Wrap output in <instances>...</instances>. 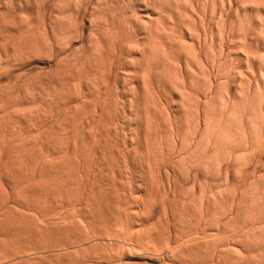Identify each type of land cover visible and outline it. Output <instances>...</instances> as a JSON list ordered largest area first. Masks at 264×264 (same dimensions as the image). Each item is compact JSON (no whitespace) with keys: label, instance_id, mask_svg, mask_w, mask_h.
<instances>
[{"label":"rangeland","instance_id":"rangeland-1","mask_svg":"<svg viewBox=\"0 0 264 264\" xmlns=\"http://www.w3.org/2000/svg\"><path fill=\"white\" fill-rule=\"evenodd\" d=\"M11 1H15L16 3L14 2L15 4H13L11 2V4L9 5L10 1H7L8 5L11 6L13 4L14 8L15 9L17 8L16 10L18 11L17 13H19V10L21 9L20 7L21 4H22L21 6H23L22 9L28 6L27 5L28 0H26V5H24L25 0H11ZM208 1L207 3H209V7L207 4H204L207 5L205 7H208V9L205 8L201 3L200 6L204 7V10L206 9L205 11V13H207L206 22L207 24H209L206 25V27L210 26L211 29H213L212 31L209 27L206 30H208L209 34H212V32H214L215 34L213 33L212 36L208 34L207 38L209 39L207 40L206 38L208 44L205 43L206 41L205 42L203 41L204 36L201 38L200 46L202 49L201 52L203 53L199 51L198 53L203 55L202 56L200 55L201 61L198 60L200 64L198 63V61L196 62L194 60L189 59L188 57L190 56L186 51H185L186 53L181 50H178V53L177 50L175 52L176 55L175 57H177V60L178 58H180V60L183 61L185 64L187 62L188 64L191 63L192 64L191 69L195 71L196 75H193L194 78V80H192L193 83L191 82L188 83V90H187V93H190V95L191 94L192 95L190 96L187 94L184 97L180 93V90H178V88L174 84L171 85L168 84L169 85V86L167 85L168 92L165 91L167 90L166 87L165 90L163 89L162 91L163 93H166L163 95L165 96L167 95V97H163V95L161 94L162 100H160V98L157 97L158 99L155 102L158 105V107L162 106L159 107V109L163 107L164 109L162 110L155 109L157 113L155 111V114L151 117L152 119H150V117L149 118L146 117V115H137V114L131 115L129 113L124 114L122 112L124 108H130V106H132V105L129 106V101L127 100L128 99L127 97H129V94L127 95L128 91L126 90L128 85L125 84V82H123L125 80L124 75H122L121 77L122 80H120L117 85L114 83L115 81H112L109 85L110 88L108 87L106 89L104 88L106 87L104 81H102L101 83V84L104 83L103 84L104 87L101 84L99 85L100 81L98 83V80L94 72H93L94 74H92L91 71L85 72L84 74L82 73L83 76L81 77H83L82 79L84 80L82 92L84 93H82L80 97L78 96V99H80V101L77 100L79 102H76V96L72 94L74 91L73 92L71 91L72 89L71 85L74 82L72 78H75V75H73L75 71L74 69L72 70V65L69 62L68 64L67 61H63L62 57H56L54 59L55 61L54 60L48 61L50 59L42 56L40 57L39 54L37 56L36 52L35 53L33 52L35 55H32L33 53L31 54L30 52L31 55L29 56L28 51L24 50L25 47H21L18 49L17 48L19 45L18 42L17 45L14 39L12 41L11 38H9L10 36L6 37L7 34L6 32L5 35L1 32L2 34H0L1 36L0 37V85H1L0 86V264H186L187 262H188L187 264H223V263L231 264V262L233 264H239V263L264 264L263 261L264 238L262 239V236L264 237V232H263L264 207H262L263 201H261L264 200L263 199L264 195H262L264 193V149H263L264 136H262L264 135L263 134L264 116L259 115L262 114L261 110H258V112L256 111L257 116H255L254 114L253 117H251L250 116L251 114L249 113L248 115H246L247 119H248L247 116L253 118V120L250 118L252 121L250 119L247 120L245 118L246 121L250 120L249 122L246 123L247 128H249L250 122H254L251 123L252 125H250L252 132L250 131L248 134L247 131H249L250 128L249 129L246 128V132H247L246 134L248 137L244 134L246 138H249L250 136L249 140L246 141L248 142V144L245 141H242L243 143L241 144V141L239 139L240 138L239 136L241 134L239 132L240 135H238L239 137L238 138L236 134L237 132H235V130L237 131L236 128L230 130L227 133V131L229 129H232V127L233 128L237 127L235 122H237L240 119V117L236 114L239 112L238 109L243 110L242 108H238L237 106L242 107V104L245 105V103H247L246 101H244V99L242 101V98L246 97L245 96L246 94L244 95V93L245 91L248 93L249 90H251V93L253 95V91L257 87V85L255 84L257 83L258 79H259L258 83L259 84L261 83V87L259 86V84L258 86L261 88L260 90L263 89L262 90L263 93L261 92L262 96L259 93L258 95L259 97L257 96V98L255 99L256 102L253 101V103L254 104L259 103L257 104L258 107L255 106L257 109L263 105L262 100H264L263 99L264 98V48L262 47L260 48L261 50L259 49L260 51L258 50L259 53L262 52L261 54H263V56H261V54L259 53L257 56L256 55L257 53L254 52L253 59L250 57V60L252 59L251 61H253L254 63L252 65V62L249 61V59L247 60L245 55L247 53L249 54V52L247 51L244 54L243 53L244 51L241 52L243 50L242 48L244 47L239 48V46H243L241 45L242 34L240 33L237 27V25H239V19L236 20L239 15H237L236 12L234 13V8L230 9L229 11L237 15V17L231 14L227 10L228 15L231 14V16L228 17V20L230 21L232 20L231 22L237 24V25L234 24L235 26L233 25L234 30L237 29L236 32L238 31L241 34V35L238 34V32L237 34L236 32H234V34L232 33L233 38L232 37L230 38V40H232L231 41L232 44L230 46V43H228L230 41L226 42V39L221 38L222 37L221 33H220L221 36L219 35L220 31L218 29V26L220 27V29L221 26L218 25V22L220 21L219 20L220 17L217 15H214L213 17L210 16L213 12L212 11L213 8H216L215 6L218 5L216 8L218 11L222 7V4L227 2H225L226 0H210L209 2ZM213 1L215 3H213ZM35 5L36 4L34 3L31 6H29L31 9V10L29 9V11L27 9L28 7L25 9L26 11L31 13V16L33 15L32 16L33 25L36 24L38 26L39 25L37 24L39 23L37 22L38 5L36 6ZM1 6L2 8H4L2 4ZM1 6L0 9H2ZM64 10H67L66 7L64 8ZM9 12L7 13V15L10 14ZM13 13L14 12H11L10 14L12 15V17L15 14ZM25 14H23L24 17L28 16V14L27 15ZM241 14L242 11L240 13V17H239L240 19L243 18L241 17L243 14L242 15ZM19 16L20 14L17 15V17ZM3 17L5 16L3 15ZM6 17L4 19H6ZM214 17L217 18L219 21L216 20ZM4 19H2L1 21L3 26H4L3 24ZM209 19L211 20L209 21ZM230 21L228 22L230 23ZM7 22L9 23V20L5 21L6 27L9 26ZM215 24H217L218 26ZM36 25L33 27L37 28ZM197 27L199 28V26ZM3 29L4 31H6L5 28ZM195 35L196 34L193 35V39L195 38L200 39L199 36L197 35L196 37H194ZM222 39L224 40V42ZM195 40H192V38L189 37L187 43L188 44L191 43L192 46L190 47H192L193 49L196 47V50H199L198 45L200 41L199 40L195 41ZM239 40L241 41V44ZM222 42L225 45L224 44L222 45ZM203 43H205V45ZM227 43L230 47L227 45ZM14 44L16 47L14 46ZM193 45L195 47H193ZM202 45L204 47H202ZM207 45L209 48L207 47ZM226 45L228 47H226ZM222 46L224 49L226 48V50H222L221 49ZM193 49H191L192 52ZM220 49L224 52V54ZM227 49L229 50L227 51ZM20 50H22V53H20L21 52ZM23 51L27 52V55ZM226 51L227 53L228 52L229 53L226 54ZM18 56H20L21 58ZM258 57L260 59L262 58L261 59L262 61ZM60 58L62 59L61 61ZM211 58L213 60H211ZM254 58L256 59L254 60ZM249 62L251 63L249 64ZM212 64H215V66L213 65L212 67L211 66ZM219 68L220 71L218 70ZM213 69L215 72L216 71H218L219 73L222 72L221 74H223L224 77L227 78L229 76V78L227 79L225 78L227 80V83H225V85L224 83L223 85H221L222 89H220L221 87L219 88L216 95L217 97H215L214 95L213 100L212 97L210 100V96H208L207 94L208 93L207 81L209 78L208 77L209 73L211 72L209 70H213ZM69 72L70 75H68ZM62 76L65 77L62 78ZM255 78L257 79V81ZM226 80L224 81L226 82ZM57 81L60 82L57 83ZM241 81L244 84L241 83ZM248 82H250V84ZM95 83L98 84L96 85ZM239 83L243 85L241 86V84ZM140 84L142 83L140 82ZM98 85L100 87H98ZM250 87L252 88L254 87L253 90ZM98 88L99 89L101 88L102 91H99ZM142 88L143 87H141L140 89L142 90L141 92L143 93L144 89ZM155 88L154 89L157 90L159 87L157 88L156 85ZM242 90H244L243 91L244 93L242 92ZM55 91L58 93H56ZM157 91H159V89ZM226 92L228 95H233V96L235 95L238 96L240 92L242 93L240 96H238L237 99L239 100L240 98V102L235 101V103H240L238 105L236 104L235 106L238 108V109L235 108V110L238 112L235 113V111L233 112L231 111L232 115H229L230 113L228 114L226 112L228 116L225 117L228 119V121L223 115H222L223 117L221 116L223 118L222 119L219 113V110L221 111L220 106L223 111L222 104L224 102L222 103L221 101V99H223L222 96L224 95L225 97L224 101L226 100L227 97H229L228 95H226ZM156 93L158 94V92L156 91L153 92V94ZM220 93L223 95H221ZM156 95H154V97ZM237 96L235 97V99L237 98ZM260 96L262 97V99ZM220 97L222 98L220 99ZM164 98H166L167 100H164ZM241 101L244 103H242ZM196 102L200 103V109H201L200 111L201 114L197 113V115L195 114L197 111L196 110L197 108H195L197 104ZM78 103H80V105H75ZM97 103H99L98 105L100 108L98 107ZM155 103L153 102V100L151 101V104L157 107ZM183 103H185L184 106ZM188 103L190 104V107ZM124 104L127 105L124 106ZM140 104H143V102L141 101L139 104L137 103L138 106H141ZM206 104L207 105L211 104V105L207 106ZM137 105H135L134 108H138ZM204 106L205 108L207 107V109H210L212 111L215 112L217 111L218 114L215 112L214 113L219 115L218 117L220 118H218L217 115L213 113L214 114L213 116L216 117L213 119L216 122V124L219 122V120L222 119L223 123L225 122L227 124V127H229L231 124L233 126H230L228 130L225 127L224 130L226 129V131H224L223 127L226 126V124L224 123L223 127L221 126L222 129L220 127V129H217L216 133H213L214 131L213 132L210 131L215 129L216 124L214 123L213 120L212 123L214 124V126H212L213 125L212 123L210 124L208 123L207 125H210L211 128L210 130L208 128L209 126L205 125L208 118L204 117L205 115L207 116V114L202 116L203 115L202 110L204 111ZM246 106L247 104L245 105V107ZM212 107L214 109L216 107L218 108L214 110L212 109ZM222 111L221 113H223ZM81 112L84 115H82ZM226 113L224 112V115H226ZM233 113H235L236 119L237 117H239L237 121L231 120L234 119L233 117L235 116ZM100 114L102 117L100 116ZM238 114L240 115V113ZM242 114L244 115V112L243 113L241 112V115ZM198 115H200V119H202V121L200 119L195 120V118L199 117ZM213 116H208V117L213 118ZM259 116L262 117L260 119H256ZM229 118L232 121L230 122V124H229L230 121ZM215 119H217V121ZM254 119L256 121H254ZM205 120L206 122H204ZM184 121L186 123H184ZM198 121L201 122L198 123ZM209 121L211 122V120ZM194 123L196 125H194ZM198 125H202V126L201 129L199 127L200 134L197 133L196 135L194 134L196 133L195 127H197ZM206 127L208 128V132ZM172 128L174 132L173 130H171ZM205 132L209 135V137ZM224 132L227 134V136L225 135ZM210 133L215 134L214 136L215 138L219 136L217 135V133H219L220 134L219 138H222L223 140L224 138H226L227 140L228 139L229 140L227 141L225 139L223 141L222 139L217 138L221 140L218 146L221 144L222 146L219 147L216 146L215 149L213 148V146L209 145L210 143L208 142L210 141L211 138H213L211 137ZM231 133L233 134L231 135ZM181 134L182 136H180ZM222 134H224V136ZM234 134L239 139L238 142H240V144L239 143L238 144L240 146L237 145L236 141L238 139H235L236 137H233ZM256 134H258L257 135L258 137L256 136ZM193 135L196 136V138L200 141L196 140V138L193 137ZM229 135L232 137L229 138L230 137ZM241 136L245 137L243 135ZM242 137L241 139H243ZM206 138H208V141ZM173 140L175 141L178 140L177 144H175L176 142H174ZM231 140L232 141L235 140L233 142V146ZM243 140H245V138ZM186 141L187 143L188 142L189 143L187 144ZM195 141H197L198 143L200 142L199 144L201 146H198V143L196 145ZM190 142H192L191 144L193 143L195 144L191 145ZM250 142L254 146H251ZM260 142L262 143V145L260 144ZM39 143L40 146L38 147ZM206 143L207 145L211 146L209 149ZM245 143L249 146H247ZM185 144L188 145L187 146L188 148H186ZM227 144L228 146H226ZM243 145H245L247 148L244 147ZM259 145L261 146V148H259L260 147ZM196 146H198L197 149ZM236 146L237 148H235ZM231 147L234 148L231 149ZM238 148L240 150H238ZM200 149L202 150V152L200 151ZM233 150H235V152ZM232 152L235 154H233ZM247 153L250 156L249 155L246 156L245 154ZM199 155L201 156L200 157L201 159L199 158ZM234 155L237 156L235 157ZM211 157L212 159H210ZM249 157L251 161L249 160ZM191 158H193L194 161ZM218 158L219 161H217ZM230 159L232 160V162ZM182 161H187V162L185 163ZM233 161L235 162V164ZM184 168L186 169L184 170ZM228 171L230 172L228 173ZM215 196L217 197V199ZM257 196L260 197L262 196V199ZM250 197L253 198V200L254 198L257 197L260 200L259 206H261L260 203L262 202V206H261L262 208L261 207L258 208V206H253V208H251L252 205H250V203L252 202V200ZM201 201L204 202L203 203L204 205L201 204L202 203ZM240 202L242 203L241 204L242 206L239 204ZM198 205L199 207H197ZM247 211L248 213H246ZM201 212L203 214L200 216ZM251 212L255 213L256 215L252 214ZM78 217L80 218V220ZM120 218L122 219V221ZM180 224L183 225L181 226ZM259 225H263V227ZM258 226L260 229H255V227L257 228ZM178 227L180 230L178 229ZM254 231H256V233H253ZM253 234H255L257 238L258 237L259 238L255 239L256 236H253ZM212 240L215 241L213 242ZM215 247H218L216 248L217 250L215 249ZM221 248L223 249L222 251ZM230 248L231 249L235 248V249H232L231 251ZM75 250L76 251L78 250L77 252H79V254ZM212 250L213 251L216 250L215 253H213ZM233 250H235L236 252ZM227 251L229 256L228 254H226ZM216 252H218L219 254H217ZM210 253L212 257L210 256ZM213 254L214 255L217 254L215 255L216 259L214 258ZM222 256L224 257V260H222L223 259ZM229 258H231L232 260ZM217 261L220 262L218 263Z\"/></svg>","mask_w":264,"mask_h":264},{"label":"bare ground","instance_id":"bare-ground-1","mask_svg":"<svg viewBox=\"0 0 264 264\" xmlns=\"http://www.w3.org/2000/svg\"><path fill=\"white\" fill-rule=\"evenodd\" d=\"M0 0V6L1 4L4 6V8H1L3 9H0V22L2 21V19H4L6 16V19H4V26L2 25V22L0 23V34H4L5 35V32L8 34H6V37H9L11 38V40L13 41V39L15 40L16 44L18 42V49L21 48V47H25L22 48L24 49L25 51H28L29 53V56L34 52L37 53V56L38 54L40 55V57H46L50 60L48 61H52L54 60L56 57H62L63 58V61H67V63L69 62L71 65H72V70L74 69V73L73 75H75V78H72L74 80L73 84L71 85L72 89L71 91L73 92L72 94L74 96H76V102H79L80 99H78V96L80 97L82 95V92L83 91V74L85 72H88V71H91L92 74L95 73L96 75V78L98 80V83L99 85L102 83V81H104V83L106 84V87L103 86V84H101L104 88H108L110 83L112 81H115L114 83L117 85L119 83L120 80H122V75L125 76V80L123 78V82H125V84L128 85V87L126 88V91L127 92V95L129 94V97H127L128 101H129V106L130 108H124L123 109V113L124 114H131V115H134V114H137V115H146V117H150V119H152L151 117L155 114V109H159V107H162V106H159L155 103L157 101V97L160 98V100H162V97H161V94H166V93H163V89L165 90V87L167 88V91L168 92V86L171 85V84H174L178 90H180V93L182 94V96L185 97V95H190V93H187V90H188V83L192 82V80H194L193 78V75H196L195 74V71L193 69H191L192 67V64H188V62L185 64L183 61L180 60V58H178L177 60V57H175V52L177 50V53H178V50H181L183 52H188V55L190 57H188L189 59L191 60H194V61H198L200 60V53L202 51L201 49V38L204 36V42L206 41V38L209 34L208 30H206L207 28H209L208 26L206 27V25H209L207 24V13H205L206 9L204 10V7L208 5L209 7V3H207L208 0H28L27 2V5L25 8L30 9L29 6H31L32 4H36L38 5L37 8H38V11H37V14H38V21L39 24L38 26L36 24L33 25V22H32V16H31V13H29L28 11H26V9H22L23 6L20 5L21 7V11L19 10V13H17L18 11L17 8L15 9L14 8V5L16 2L15 1H11V0ZM7 1H10L9 5L11 4V2L13 3L11 6L8 5V2ZM210 1V0H209ZM208 1V2H209ZM7 2V3H6ZM15 2V3H14ZM203 2V3H202ZM225 2L227 3H223L222 4V7L217 11V6H215L216 8H213V12L210 16H214V15H217L219 16V20L221 21V24H220V21L215 18L217 16H215L214 18L216 20H218V25L221 26V29L220 27L218 26V29H219V35L221 33L223 39H226V42L230 43V46H231V41L230 38L232 37V33L234 34V32H236V30H234V27L233 25L236 24V23H233L231 22L230 20H228V17L231 16V13L229 10L234 8V13L236 12L238 16V18L236 20L239 19V25H237L240 33L242 34V38H241V41H242V44H241V41H240V44L243 45V46H239L240 47H244L242 48L241 52H243L245 54V52H249V54H245L246 55V58L247 60L249 59V61H251L254 57V52L257 53L256 55L258 56V53L259 51L261 50L260 48H264V0H226ZM200 3L204 6V7H201L200 6ZM213 3H215L213 1ZM212 3V5H213ZM204 4H207V5H204ZM26 5V0H25V4ZM35 5V6H36ZM216 5V4H215ZM17 6V5H16ZM34 6V7H35ZM33 7V6H32ZM31 7V8H32ZM66 7L67 10H64V8ZM208 7H205L208 9ZM213 7V6H212ZM11 10H9V9ZM7 9V10H6ZM15 9V10H14ZM33 9V8H32ZM215 9V10H214ZM6 10V12H5ZM31 10V9H30ZM231 13L230 15H228V11ZM3 13H2V12ZM10 11V12H9ZM16 11V12H15ZM36 11V10H35ZM67 11V12H65ZM209 11V10H208ZM242 11V15L241 17H243L242 19H240V13ZM10 13L11 12H14V16L12 17V15L8 14L7 13ZM28 12V13H27ZM233 12V10H232ZM2 13V14H1ZM27 13L28 16H25L23 14ZM20 14V18L17 17V15ZM22 14V15H21ZM25 14V15H27ZM3 15L5 17H3ZM235 15V14H233ZM232 15V16H233ZM237 15H235L237 17ZM19 18V19H18ZM211 18V17H210ZM36 19V18H35ZM231 19V18H230ZM9 20V23L7 22V24L9 26H5V21ZM211 19H209L210 21ZM35 21V20H33ZM214 21V20H213ZM230 21V23L228 22ZM238 22V21H237ZM35 23V22H34ZM37 26V28L33 27V26ZM199 26V28L197 27ZM235 26V25H234ZM206 27V28H205ZM6 29V31H4V29ZM200 29V30H199ZM211 29V27H210ZM216 29V28H215ZM214 29V30H215ZM213 31V29H211ZM217 30V29H216ZM211 31V32H212ZM2 32V33H1ZM210 32V33H211ZM238 32V31H237ZM236 32V34H237ZM214 32H212V34H209V35H213ZM238 32V34H240ZM196 34L197 36H199L200 39H197L195 38L196 40H199V50H196V47L193 45V47H195L194 49L190 46L191 43H187L188 42V39L189 37L192 38V40H195L193 39V35ZM215 34V33H214ZM240 34V35H241ZM196 35L194 37H196ZM220 35V36H221ZM1 37V36H0ZM225 37V38H224ZM241 37V36H240ZM233 38V37H232ZM237 38V37H236ZM209 38H207L208 40ZM212 39V38H211ZM222 39V40H223ZM9 40V39H8ZM17 40V41H16ZM195 40V41H196ZM194 41V42H195ZM193 42V43H194ZM210 42V41H209ZM224 42V40H223ZM222 42V45L224 44ZM235 42V41H234ZM11 43V42H10ZM14 43V42H13ZM206 44L207 41L205 42ZM205 43H203L205 45ZM227 43V45H228ZM239 43V42H238ZM195 44V43H194ZM213 44V42H212ZM196 45V44H195ZM221 45V44H220ZM225 45V44H224ZM226 45V47H228ZM15 46V44H14ZM20 46V47H19ZM210 46H213V45H210ZM229 46V47H230ZM16 47V46H15ZM202 47H204L202 45ZM208 47V45H207ZM225 47V46H224ZM209 48V47H208ZM218 48V47H217ZM27 49V50H26ZM193 49V52L192 50ZM206 49V48H205ZM212 49V48H211ZM222 50H226V48L224 49L223 46L221 47ZM220 49V50H221ZM245 49V50H244ZM260 49V50H259ZM221 50V51H222ZM229 49H227L228 51ZM259 50V51H258ZM17 51V49H16ZM22 53V50H20ZM23 51L26 55H27V52ZM226 51V54H228ZM231 51V49H230ZM233 51V50H232ZM7 52V51H6ZM5 52V53H6ZM31 52V54H30ZM185 52V53H186ZM223 52V51H222ZM18 53V52H17ZM23 53V54H24ZM32 54V55H35V54ZM203 53V52H201ZM262 53V52H261ZM259 53V54H261ZM8 54V53H7ZM24 54V55H25ZM224 54V52H223ZM235 54V53H234ZM243 54V55H244ZM13 55V54H12ZM20 55V54H19ZM23 55V56H24ZM25 55V56H26ZM180 55V54H178ZM177 55V56H178ZM203 55V54H202ZM201 55V56H202ZM206 55V54H205ZM7 56V55H6ZM22 56V58H23ZM222 56V55H221ZM256 56V58H257ZM261 56H263V54H261ZM20 57V56H18ZM175 57V58H174ZM249 57V58H248ZM250 57L252 58L250 60ZM21 58V57H20ZM25 58V57H24ZM187 58V60H188ZM213 58V57H212ZM211 58V60H213ZM215 58V57H214ZM254 58V60L256 59ZM259 58V57H258ZM41 59V58H40ZM185 59V58H184ZM223 59V58H222ZM239 59V58H237ZM260 59V58H259ZM262 59V58H261ZM260 59V60H261ZM62 59L60 58V61ZM185 60V61H187ZM190 60V61H191ZM227 60V59H226ZM16 61V60H15ZM24 61V60H23ZM26 61V60H25ZM55 61V60H54ZM58 61V60H57ZM193 61V63H194ZM201 61V60H200ZM239 61V60H238ZM258 61V59H257ZM262 61V60H261ZM210 62V61H209ZM252 62V65L254 64L253 61ZM249 62V64L251 63ZM260 62V61H259ZM65 63V62H64ZM68 63V64H69ZM199 63V61H198ZM213 63V62H211ZM227 63V62H226ZM261 63V62H260ZM61 64V63H60ZM59 64V66H60ZM67 64V65H68ZM196 64V63H195ZM200 64V63H199ZM202 64V63H201ZM204 64V63H203ZM216 64V62H215ZM215 64H212L211 66L213 67V65L215 66ZM233 64V63H232ZM235 64V63H234ZM263 64V63H262ZM69 65V66H71ZM191 65V66H190ZM210 65V64H209ZM251 65V66H252ZM258 65V63H257ZM58 66V65H57ZM58 66V67H59ZM203 66V65H202ZM201 66V67H202ZM206 66V65H205ZM205 66H204V69H205ZM263 66V65H262ZM35 67V66H34ZM64 67V66H63ZM199 67V66H198ZM71 68V67H69ZM232 68V67H231ZM252 68V67H251ZM259 68V67H258ZM262 68V67H260ZM209 69V68H208ZM211 69V68H210ZM254 69V68H253ZM44 70V69H43ZM51 70V69H50ZM56 70V69H55ZM54 70V71H55ZM67 70V69H66ZM71 70V72H72ZM220 71V68L218 69ZM231 70V69H229ZM58 71V70H57ZM127 71V72H125ZM211 71L209 73V76L208 75H205V76H208V90H207V87H206V90H207V94L208 96H210V100H211V97H212V100H213V97L215 95V97H217V92L219 90V88L221 87V85H225V83H227V78H229V76L226 78L223 76V74L219 73L218 71H214L213 70H209ZM224 71V70H223ZM251 71V70H250ZM261 71V70H260ZM94 72V73H93ZM125 72V73H124ZM200 72V71H199ZM242 72V71H241ZM56 73V72H55ZM83 73V74H82ZM230 73V72H229ZM239 73V72H238ZM49 74V73H48ZM62 74V73H61ZM208 74V72H207ZM261 74V73H260ZM21 75V74H20ZM46 75V74H45ZM67 75V74H66ZM68 75H70V72L68 73ZM72 75V76H73ZM94 75V76H95ZM240 75V74H239ZM243 75V74H242ZM255 75V74H254ZM27 76V75H26ZM40 76V74H39ZM59 76V75H58ZM226 76V74H225ZM238 76V75H237ZM37 77V76H36ZM65 77V76H62V78ZM103 77V78H102ZM113 77H114V80H113ZM195 77V76H194ZM30 78V77H29ZM39 78V77H38ZM37 78V79H38ZM56 78V77H54ZM59 78V77H58ZM57 78V79H58ZM85 78V77H84ZM88 78V77H87ZM102 78V79H101ZM198 78V76H197ZM226 78V79H225ZM236 78V77H235ZM94 79V77H93ZM92 79V80H93ZM200 79V78H199ZM231 79V78H230ZM249 79V78H247ZM256 79V78H255ZM39 80V79H38ZM42 80V79H41ZM40 80V81H41ZM47 80V79H46ZM55 80V79H54ZM63 80V79H62ZM226 80V82L224 81ZM244 80V79H243ZM39 81V82H40ZM53 81V80H52ZM61 81V80H60ZM60 81H57L60 82ZM70 81V80H69ZM205 81V80H204ZM231 81V80H230ZM251 81V80H250ZM257 81V79H256ZM259 81V79H258ZM257 81V83L255 85H257L256 89L253 91V95L251 93V90H249V92L247 93L245 91V93L243 92L244 90H242V92L244 93V95L246 96L245 98L243 97L242 98V101L244 99V101H246L247 103H245V105L247 104V106L245 107L244 104H242V107H239L237 106L238 108H242L243 110L241 109H238L236 106V104H240V103H235V101H239L240 102V98L239 100L238 99V96H240L242 93L240 92V94L237 96H233V95H228L227 92H226V95H228L229 97L226 98V100L224 101V95L223 99H221L222 97H220L221 101H222V105H223V111H222V108L220 106V109L223 113H221V111L219 110V113H220V117L223 115L224 117L225 116H228L229 115H232V112L235 111V113H240L241 115V112L243 113L244 112V115L242 114L241 116L237 113L236 115H238L240 117H237V119L235 118L236 115L235 113H233L235 116L233 117L234 119H231V120H238L236 123V126L237 127H232V129H229L228 128L230 126H233L232 124L227 127V124L226 126L223 127V121L222 119L219 120V122L216 124V122L213 120L214 118H216L215 116H213L215 113H217V111H212L210 109H207V107L205 108L204 106V111L202 110L203 112V115L204 116L205 114H207V116L205 115L204 117H207L208 120L206 122V120L204 122L206 126H209V130L211 129L210 128V125H207L208 123H212V120L214 121V123L216 124L215 125V129L213 130H210V131H214L213 133H216L217 132V129H220V127L222 126L223 127V130L224 128L226 127L227 128V133L230 131V130H233V129H237V131L235 130V132H237V137L238 135H243V136H247V132L249 134V132L251 131V127L250 125H252L251 123H254V122H250L249 124V128L250 130L246 132V123L249 122L251 119L253 120V115L255 114V116H257V112L258 110H261V113L262 114H259V115H262L264 116V100L263 101V105L261 107H259L258 109L255 107L257 106V104H254L253 101H255V99L257 98V96L259 95V93L261 94L262 90H260L261 88V83L259 84ZM27 82V81H26ZM44 82V81H43ZM56 82V81H55ZM86 82V81H85ZM95 82V81H93ZM140 82L142 84H140ZM229 82V81H228ZM41 83V82H40ZM48 83V82H47ZM91 83V82H90ZM98 83H95L96 85ZM241 83H243L241 81ZM239 83V84H241ZM250 84V82H248ZM39 84V83H38ZM46 84V83H45ZM66 84V83H65ZM92 84V83H91ZM169 84V85H168ZM199 84V83H198ZM236 84V83H235ZM244 84V83H243ZM241 84V86L243 85ZM252 84V83H251ZM259 84V86H258ZM48 85V84H47ZM55 85V84H54ZM59 85V84H58ZM98 85V87H100ZM157 85V88L159 89V91L155 90V86ZM168 85V86H167ZM191 85V84H190ZM200 85V84H199ZM1 86V85H0ZM25 86V85H24ZM33 86V85H32ZM38 86V85H37ZM114 86V85H113ZM193 86V85H192ZM195 86V85H194ZM248 86V85H247ZM251 86V85H250ZM254 86V85H253ZM45 87V86H44ZM43 87V88H44ZM48 87V86H47ZM54 87V86H53ZM92 87V86H91ZM141 87H143L142 89H144V92L142 93L141 91ZM174 87V88H176ZM240 87V86H239ZM255 87V86H254ZM253 87V88H254ZM7 88V87H6ZM52 88V87H51ZM57 88V87H56ZM110 88V87H109ZM155 88V89H154ZM233 88V87H232ZM243 88V87H242ZM245 88H248V87H245ZM252 88V87H250ZM252 88V90H253ZM28 89V88H27ZM37 89V88H36ZM45 89V88H44ZM60 89V88H59ZM63 89V88H62ZM95 89V88H94ZM222 89V87L220 88ZM240 89V88H239ZM51 90V89H50ZM57 90V89H56ZM99 91H102L101 88L99 89ZM154 90V91H153ZM205 90V89H204ZM232 90V89H231ZM247 90V89H246ZM43 91V90H42ZM53 91V90H52ZM59 91V90H58ZM70 91V92H71ZM87 91V90H86ZM97 91V90H96ZM98 91V93H99ZM108 91V90H106ZM158 92V94H153V92ZM56 92V91H55ZM221 92V91H220ZM229 92V91H228ZM231 92V91H230ZM235 92V91H234ZM238 92V90H237ZM28 93V91H27ZM58 93V92H56ZM62 93V92H61ZM60 93V94H61ZM94 93V92H93ZM142 93V94H141ZM160 93V94H159ZM233 93V92H232ZM251 93V94H250ZM263 93V92H262ZM46 94V93H45ZM70 94V93H69ZM111 94V93H110ZM197 94V93H196ZM206 94V93H205ZM225 94V93H224ZM10 95V94H9ZM47 95V94H46ZM56 95V94H55ZM64 95V94H63ZM84 95V94H83ZM142 95V96H141ZM154 95H156L154 97ZM192 95V94H191ZM190 95V96H191ZM203 95V94H202ZM225 95V96H226ZM27 96V95H25ZM33 96V95H32ZM69 96V95H68ZM71 96V95H70ZM91 96V95H90ZM95 96V95H94ZM181 96V97H182ZM206 96V95H205ZM237 96V98L235 99V97ZM262 96V94H261ZM260 96V97H261ZM9 97V96H8ZM22 97V96H21ZM48 97V96H47ZM125 97V98H126ZM142 97V98H141ZM163 97H167V95H163ZM180 97V98H181ZM204 97V96H203ZM259 97V96H258ZM29 98V97H28ZM37 98V97H36ZM53 98H54V95H53ZM56 98V97H55ZM74 98V97H73ZM88 98V97H87ZM200 98V97H199ZM208 98V97H207ZM7 99V98H5ZM49 99V98H48ZM51 99V98H50ZM82 99V98H81ZM142 99V100H141ZM156 99V100H155ZM183 99V98H182ZM185 99V98H184ZM219 99V98H218ZM259 99V98H258ZM262 99V97H261ZM264 99V98H263ZM11 100V99H10ZM66 100V99H65ZM79 100V101H77ZM100 100V99H99ZM98 100V101H99ZM114 100V99H113ZM143 102V104H140L141 106H138L137 103L139 104L141 101ZM144 100V101H143ZM153 100V102L157 105V107L153 104H151V101ZM164 100H167L166 98H164ZM201 100V99H200ZM216 100V99H215ZM82 101V100H81ZM85 101V100H84ZM94 101V100H93ZM97 101V102H98ZM127 101V102H128ZM219 101V100H218ZM241 101V102H242ZM261 101V100H260ZM50 102V101H49ZM66 102V101H65ZM69 102V101H68ZM92 102V101H91ZM184 102V101H183ZM205 102V101H204ZM203 102V103H204ZM208 102V101H207ZM216 102V101H215ZM256 102V101H255ZM83 103V102H82ZM159 103V102H158ZM196 107L197 108L196 110V115L197 113L198 114H201L200 111V103L196 102ZM221 103V102H220ZM244 103V102H242ZM50 104V103H49ZM99 103H97L98 105ZM102 104V103H101ZM162 104V102H161ZM185 103H183V106H184ZM186 104H187V101H186ZM189 104V103H188ZM199 104V105H198ZM4 105V104H3ZM11 105V104H10ZM21 105V104H20ZM25 105V104H24ZM34 105V104H33ZM75 105H80V103L78 104H75ZM88 105V103H87ZM94 105V104H93ZM127 105V104H124V106ZM137 105L138 108H134V106ZM207 105V104H206ZM211 105V104H210ZM210 105H207V106H210ZM220 105V104H219ZM244 105V107H243ZM84 106V105H83ZM96 106V105H95ZM94 106V107H95ZM101 106V105H100ZM117 106V105H116ZM156 108H155V107ZM164 106V105H163ZM241 106V105H240ZM260 106V105H259ZM34 107V106H33ZM80 107V106H78ZM93 107V106H92ZM99 107V105H98ZM133 107V108H132ZM189 107H190V104H189ZM215 107V106H214ZM258 107V106H257ZM19 108V107H18ZM38 108V106H37ZM74 108V107H73ZM91 108V107H90ZM100 108V107H99ZM120 108V107H119ZM118 108V110H119ZM218 108V107H216ZM215 108V109H216ZM238 109V111L235 110ZM246 108V109H244ZM262 108V109H261ZM21 109V108H20ZM33 109V108H32ZM89 109V108H88ZM161 110L164 109L163 108H160ZM159 109V110H160ZM212 109H214L212 107ZM214 109V110H215ZM257 109V110H256ZM5 110V109H4ZM8 110V109H7ZM19 110V109H18ZM78 110V109H77ZM76 110V111H77ZM84 110V109H83ZM86 110V109H85ZM210 110V111H209ZM241 110V111H240ZM11 111V110H10ZM51 111V110H50ZM88 111V110H87ZM164 111V110H163ZM192 111V110H191ZM212 111V112H211ZM232 111V112H231ZM257 111V112H256ZM13 112V111H12ZM19 112V111H18ZM57 112V111H56ZM70 112V111H69ZM89 112V111H88ZM166 112V111H165ZM204 112H207V113H204ZM215 112V113H214ZM224 112L226 113V115H224ZM260 112V111H259ZM8 113V112H7ZM15 113V112H14ZM27 113V112H26ZM30 113V112H29ZM28 113V114H29ZM101 113V112H100ZM157 113V111H156ZM214 113V114H213ZM246 113V114H245ZM251 114L248 117V119H250L249 121H246L245 118H246V115ZM52 114V113H51ZM75 114V113H74ZM80 114V113H79ZM82 114V112H81ZM166 114V113H165ZM174 114V113H173ZM218 114V113H217ZM215 114V115H217ZM4 115V114H3ZM16 115V114H15ZM23 115V114H22ZM48 115V114H47ZM73 115V114H72ZM76 115V114H75ZM84 115V114H82ZM112 115V114H111ZM193 115V114H192ZM26 116V115H25ZM96 116V115H95ZM101 116V114H100ZM199 117L198 118H195V120L197 119H200V115H198ZM208 116H213V118H209ZM219 115H217L218 117ZM262 116H259L257 117L256 119H260ZM6 117H7V114H6ZM9 117V116H8ZM20 117V116H19ZM53 117V116H52ZM86 117V116H85ZM84 117V118H85ZM102 117V116H101ZM142 117V116H141ZM160 117V116H159ZM218 117V118H220ZM232 117V116H230ZM36 118V117H35ZM48 118V117H47ZM46 118V119H47ZM145 118V117H144ZM217 118V119H218ZM226 118V117H225ZM224 118V119H225ZM264 118V117H263ZM72 119V118H71ZM107 119V118H106ZM217 119H215L217 121ZM247 119V118H246ZM247 119V120H248ZM12 120V119H11ZM74 120V119H73ZM95 120V119H94ZM162 120V119H161ZM202 121V119H200ZM211 120V122L209 121ZM226 120L228 121V119L226 118ZM230 120V118H229ZM229 121V124L230 122L232 121ZM251 120V121H252ZM262 120V119H261ZM264 120V119H263ZM14 121V120H13ZM149 121V120H148ZM176 121V120H175ZM200 121V122H201ZM209 121V122H208ZM226 121V122H227ZM246 121V122H245ZM254 121H256L254 119ZM84 122V121H83ZM171 122V121H170ZM198 121V123H200ZM222 122V123H221ZM258 122V120H257ZM11 123V122H10ZM44 123V122H43ZM55 123V122H54ZM67 123V122H66ZM169 123V122H168ZM167 123V124H168ZM175 123V122H174ZM184 123H186L184 121ZM197 123V124H198ZM228 123V122H227ZM256 123V122H255ZM50 124V123H49ZM166 124V125H167ZM171 124V123H170ZM213 124V123H212ZM238 124V125H237ZM259 124V123H258ZM257 124V125H258ZM263 124H264V121H263ZM68 125V124H67ZM105 125V124H104ZM103 125V126H104ZM172 125V124H171ZM185 125V124H184ZM194 125H196L194 123ZM218 125V126H217ZM220 125V126H219ZM32 126V125H31ZM58 126V125H57ZM60 126V125H59ZM73 126V125H72ZM114 126V125H113ZM161 126V125H160ZM186 126V125H185ZM193 126V125H192ZM191 126V128H192ZM201 126L202 125H198L196 128V134L200 132V129H201ZM214 126V124L212 125ZM211 126V127H212ZM217 126V127H216ZM264 126V125H263ZM26 127V126H25ZM53 127V126H52ZM173 127V126H172ZM200 127V129H199ZM221 127V129H222ZM259 127V126H258ZM262 127V126H261ZM28 128V127H27ZM89 128V127H88ZM106 128V127H105ZM207 128V127H206ZM208 128H207V132H208ZM247 128V129H249ZM254 128V127H252ZM29 129V128H28ZM199 129V130H198ZM205 129V128H204ZM203 129V130H204ZM257 129V128H256ZM18 130V129H17ZM34 130V129H33ZM173 130V128L171 129ZM222 130V131H223ZM260 130V128H259ZM89 131V130H88ZM97 131V130H96ZM102 131V130H101ZM195 131V130H194ZM206 131V130H205ZM226 131V129L224 130ZM263 131V130H262ZM50 132V131H49ZM52 132V131H51ZM172 132V131H170ZM174 132V130H173ZM211 132V133H212ZM219 132V131H218ZM232 132V131H231ZM240 132V134H239ZM252 132V131H251ZM45 133V132H44ZM97 133V132H96ZM204 133V132H202ZM206 133V132H205ZM211 138L210 141H208V138L207 141L210 143H207L211 146H213V148L216 149V146L219 147V146H222L218 144L220 143L221 140L219 139H222V138H219L220 136V132L217 133V135H219L218 137H214L215 134H211ZM225 133V132H224ZM256 133V132H255ZM254 133V134H255ZM43 134V133H42ZM175 134V133H174ZM179 134V133H178ZM200 134V133H199ZM207 134V133H206ZM230 134V133H229ZM233 133H231L232 135ZM245 134V135H244ZM264 134V132H263ZM91 135V134H90ZM163 135V134H162ZM185 135V134H184ZM191 135V134H190ZM208 135V134H207ZM224 136V134H222ZM225 135L227 136V134L225 133ZM235 135V134H234ZM233 137H236V135ZM239 136L238 138L240 139L241 141V144L243 143L242 141H248L249 138H246L245 137H242V136ZM258 134H256L257 136ZM174 136V135H173ZM179 136V135H178ZM182 136V134L180 135ZM189 136V135H188ZM230 136V135H229ZM264 136V135H262ZM46 137V136H44ZM50 137V136H49ZM186 137V136H185ZM193 137L196 138V136L193 135ZM207 137V136H205ZM209 137V135H208ZM222 137V136H221ZM232 136H230L229 138H231ZM235 138V139H238V138ZM241 137L243 139H241ZM248 137V136H247ZM258 137V136H257ZM261 137V135H260ZM219 138V139H217ZM264 138V137H263ZM130 139V138H129ZM178 139V138H177ZM185 139V138H183ZM194 139V138H193ZM226 138H224L225 140ZM233 139V138H232ZM239 139L236 141L237 142V145L240 144ZM252 139V138H251ZM187 140V139H186ZM196 140H198L196 138ZM203 140V139H202ZM205 140V139H204ZM223 140V139H222ZM223 140V141H224ZM227 140V139H226ZM229 140V139H228ZM227 140V141H228ZM257 140V139H256ZM39 141V140H38ZM51 141V140H50ZM162 141V140H161ZM174 142H176L175 144H177V141L178 140H173ZM180 141V139H179ZM183 141V140H182ZM200 141V140H198ZM219 141V142H218ZM232 141V140H231ZM235 140L232 141V146H233V142ZM252 141V140H251ZM262 141V140H261ZM264 141V139H263ZM262 141V142H263ZM185 142V141H184ZM194 142V141H193ZM205 142V141H204ZM235 142V143H236ZM84 143V142H83ZM187 143V141H186ZM189 143V142H188ZM187 143V144H188ZM192 142H190L191 144ZM196 145H197V141H195ZM193 143V144H195ZM200 143V142H199ZM198 143V146H201L200 144ZM206 143V145H207ZM228 143V142H227ZM239 143V144H238ZM248 144V142H246ZM245 143V144H246ZM255 143V142H254ZM253 143V144H254ZM37 144V143H36ZM179 144V143H178ZM181 144V143H180ZM191 144V145H193ZM225 144V143H224ZM231 144V143H229ZM246 144V145H247ZM251 144V142H250ZM260 144L262 145V143L260 142ZM35 145V144H34ZM186 145V144H185ZM207 145L208 149L211 147ZM235 145V144H234ZM264 145V144H263ZM40 146V143L38 145V147ZM182 146V145H181ZM188 145H186V148ZM195 146V145H194ZM193 146V148H194ZM196 146V149L197 147ZM228 146V144L226 145ZM230 146V145H229ZM240 146V145H239ZM238 146V147H239ZM244 147H246L245 145H243ZM249 146V145H247ZM251 146H254L251 144ZM257 146V145H256ZM260 146V145H259ZM185 147V146H184ZM225 147V146H224ZM166 148V147H165ZM172 148V147H170ZM178 148V147H177ZM185 148V149H186ZM192 148V149H193ZM200 148V147H199ZM205 148V146H204ZM226 148V147H225ZM234 147H231V149H233ZM237 148V146L235 147ZM241 148V147H240ZM247 148V147H246ZM245 148V149H246ZM252 148V147H251ZM250 148V149H251ZM257 148V147H255ZM254 148V149H255ZM261 148V146L259 147ZM20 149V148H19ZM40 149V148H39ZM181 149V148H180ZM264 149V148H263ZM33 150V149H32ZM187 150V149H186ZM211 150H214V149H211ZM227 150V149H226ZM238 150H240L238 148ZM252 150V149H251ZM250 150V151H251ZM257 150V149H256ZM262 150V149H261ZM39 151V150H38ZM41 151V150H40ZM195 151V150H194ZM199 151V150H197ZM200 151L202 152V150L200 149ZM204 151V150H203ZM208 151V150H207ZM218 151V150H217ZM221 151V150H220ZM232 151V150H231ZM235 152V150H233ZM244 151V150H243ZM242 151V152H243ZM249 151V152H250ZM254 151V150H253ZM26 152V151H25ZM35 152V151H34ZM164 152V151H163ZM167 152V151H166ZM212 152V151H211ZM214 152V151H213ZM229 152V150H228ZM237 152V151H236ZM28 153V152H27ZM95 153V152H94ZM162 153V152H161ZM193 153V152H192ZM199 153V152H198ZM233 153V152H232ZM231 153V154H232ZM11 154V153H10ZM13 154V153H12ZM24 154V153H23ZM32 154V153H31ZM205 154V153H204ZM209 154V153H208ZM217 154V153H216ZM230 154V156H231ZM235 154V153H233ZM237 154V153H236ZM257 154V153H256ZM259 154V153H258ZM14 155V154H13ZM28 155V154H27ZM172 155V154H171ZM178 155V154H177ZM190 155V154H189ZM202 155V154H201ZM206 155V154H205ZM242 155V154H241ZM246 156L249 155L248 153L245 154ZM38 156V155H37ZM168 156V155H167ZM214 156V155H213ZM229 156V155H228ZM233 156V155H232ZM235 156V155H234ZM237 156V155H236ZM235 156V157H236ZM250 156V155H249ZM15 157V156H14ZM34 157V156H33ZM76 157V156H75ZM188 157V155H187ZM198 157V156H197ZM201 156L199 155V158ZM224 157V156H223ZM181 158V157H180ZM18 159V158H17ZM31 159V158H30ZM167 159V158H166ZM186 159V157H185ZM187 159H190V158H187ZM193 160V158H191ZM197 159V158H196ZM195 159V160H196ZM201 159V158H200ZM208 159V158H207ZM212 159V157L210 158ZM215 159V158H214ZM224 159V158H223ZM13 160V159H12ZM231 160V159H230ZM229 160V161H230ZM244 160V158H243ZM248 160V159H247ZM249 160H250V157H249ZM52 161V160H51ZM190 161V160H189ZM194 161V160H193ZM209 161V160H208ZM219 161V158L218 160ZM228 161V160H226ZM238 161V160H237ZM236 161V162H237ZM251 161V160H250ZM259 161V160H257ZM17 162V161H16ZM162 162V161H161ZM178 162V161H177ZM182 162H187V161H182ZM198 162V161H197ZM202 162V161H201ZM207 162V161H206ZM211 162V160H210ZM214 162V161H212ZM222 162V161H221ZM232 162V160H231ZM234 162V161H233ZM239 162V161H238ZM23 163V162H22ZM190 163V162H189ZM195 163V162H194ZM193 163V164H194ZM230 163V162H229ZM251 163V162H250ZM178 164V163H177ZM203 164V163H201ZM219 164V163H218ZM235 164V162H234ZM248 164V163H247ZM256 164V163H255ZM78 165V164H77ZM88 165V164H87ZM187 165V164H185ZM190 165V164H189ZM206 165V164H205ZM209 165V164H208ZM222 165V164H221ZM182 166V165H180ZM191 166V165H190ZM218 166V165H216ZM186 167V166H184ZM188 167V166H187ZM90 168V167H89ZM194 168V167H193ZM219 168V167H218ZM59 169V168H58ZM180 169V167H179ZM186 168H184L185 170ZM183 170V171H184ZM227 170V169H226ZM234 170V169H233ZM63 171V170H62ZM76 171V170H75ZM217 172V171H216ZM222 172V171H221ZM230 171H228L229 173ZM185 173V172H184ZM188 173V172H187ZM226 174H227V171H226ZM90 175V174H89ZM47 178V177H46ZM90 178V177H89ZM56 179V178H55ZM57 180V179H56ZM226 180V179H225ZM51 181V180H50ZM61 181V180H60ZM87 181V180H86ZM44 182V181H43ZM59 182V181H58ZM73 182V181H72ZM61 183V182H60ZM77 183V182H76ZM48 184V183H47ZM73 184V183H72ZM57 185V183H56ZM60 185V184H59ZM58 185V186H59ZM47 187V186H46ZM56 187V186H55ZM75 187V186H74ZM80 187V186H79ZM63 188V187H62ZM43 189V188H42ZM73 189V188H72ZM83 191V190H82ZM91 191V190H90ZM66 192V191H65ZM258 192V191H257ZM260 192V191H259ZM247 193V192H246ZM57 194V193H56ZM81 194V193H80ZM235 194V193H234ZM41 195V194H40ZM65 195V194H64ZM253 195V194H252ZM256 195V194H255ZM261 195V194H260ZM264 195V193L262 194ZM80 196V195H79ZM84 196V195H83ZM94 196V195H93ZM235 196V195H234ZM243 196V195H242ZM66 197V196H65ZM81 197V196H80ZM133 197V196H132ZM216 197V196H215ZM249 197V196H248ZM253 197V196H252ZM255 197V196H254ZM257 197H260V196H257ZM251 198L252 202L250 203V205H252L251 208H253V206H258V208H260L262 206V202L260 203L261 206H259V199L258 198ZM43 198V197H42ZM71 198V197H70ZM195 198V197H194ZM211 198V197H210ZM232 198V197H231ZM246 198V197H245ZM262 199V196L260 197ZM63 199V198H62ZM92 199V198H91ZM199 199V198H198ZM208 199V197H207ZM214 199V198H213ZM217 199V197H216ZM215 199V200H216ZM257 199V200H256ZM264 199V198H263ZM85 200V199H84ZM196 200V199H195ZM234 200V199H233ZM232 200V202H233ZM247 200V199H246ZM62 201V200H61ZM65 201V200H64ZM83 201V200H82ZM105 201V200H104ZM172 201V200H171ZM191 201V200H190ZM203 201V200H202ZM201 201V202H202ZM206 201V200H205ZM209 201V200H208ZM263 201V206L264 207V200H261ZM135 202V201H134ZM199 202V201H198ZM200 202V203H201ZM213 202V201H212ZM243 202V201H242ZM120 203V202H119ZM132 203V202H131ZM194 203V202H193ZM204 202H202L201 204H203ZM208 203V202H207ZM210 203V202H209ZM86 204V203H85ZM98 204V203H97ZM197 204V203H196ZM216 204V203H215ZM236 204V203H235ZM240 205L242 204L241 202L239 203ZM79 205V204H78ZM204 205V204H203ZM206 205V204H205ZM211 205V204H209ZM238 205V204H237ZM239 205V207H240ZM248 205V204H247ZM88 206V205H87ZM124 206V205H123ZM191 206V205H190ZM213 206V205H212ZM231 206V205H230ZM242 206V205H241ZM245 206V205H244ZM95 207V206H94ZM102 207V206H101ZM109 207V206H107ZM114 207V206H113ZM163 207V206H162ZM171 207V206H170ZM195 207V206H194ZM199 207V205L197 206ZM196 207V208H197ZM206 207V206H205ZM232 207V206H231ZM246 207V206H245ZM261 207V208H262ZM98 208V206H97ZM105 208V207H104ZM121 208V207H120ZM168 208V207H167ZM178 208V207H177ZM237 208V206H236ZM90 209V208H89ZM200 209V208H199ZM202 209V208H201ZM255 209V208H254ZM96 210V209H95ZM173 210V209H172ZM208 210V209H207ZM264 210V209H263ZM182 211V210H181ZM231 211V210H230ZM229 211V212H230ZM246 211V210H245ZM250 211V210H249ZM78 212V211H77ZM96 212V211H95ZM193 212V211H192ZM205 212V211H204ZM232 212V211H231ZM257 212V211H256ZM262 212V211H261ZM81 213V212H80ZM124 213V212H123ZM130 213V212H128ZM145 213V212H143ZM200 213V212H199ZM237 213V212H236ZM248 213V211L246 212ZM252 213V212H251ZM126 214V213H125ZM123 214V215H125ZM137 214V213H136ZM139 214V213H138ZM173 214V213H172ZM184 214V213H183ZM191 214V213H190ZM198 214V213H197ZM196 214V215H197ZM203 213L201 212L200 216L202 215ZM230 214V213H229ZM252 214H255V213H252ZM77 215V214H76ZM119 215V214H118ZM145 215V214H144ZM175 215V214H174ZM228 215V213H227ZM237 215V214H236ZM241 215V214H240ZM243 215V214H242ZM256 215V214H255ZM254 215V216H255ZM264 215V214H263ZM102 216V215H101ZM135 216V215H134ZM138 216V215H137ZM176 216V215H175ZM199 216V217H200ZM247 216V215H246ZM259 216V215H258ZM85 217V216H84ZM95 217V216H94ZM118 217V216H117ZM126 217V216H125ZM165 217V216H164ZM181 217V216H180ZM240 217V216H239ZM244 217V216H243ZM249 217V216H248ZM261 217V216H260ZM79 218V217H78ZM175 218V217H174ZM178 218V217H177ZM190 218V217H189ZM226 218V217H225ZM231 218V217H230ZM102 219V218H101ZM121 219V218H120ZM166 219V218H164ZM196 219V218H195ZM204 219V218H202ZM222 219V218H221ZM242 219V218H241ZM261 219V218H260ZM49 220V219H48ZM80 220V218H79ZM169 220V219H168ZM223 220V219H222ZM247 220V219H245ZM264 220V219H263ZM54 221V220H52ZM78 221V220H77ZM122 221V219H121ZM128 221V220H127ZM181 221V220H180ZM213 221V220H212ZM218 221V220H217ZM216 221V222H217ZM229 221V220H228ZM235 221V220H234ZM244 221V220H243ZM249 221V220H248ZM255 221V220H254ZM257 221V220H256ZM32 222V221H31ZM207 222V221H206ZM214 222V221H213ZM212 222V223H213ZM250 222V221H249ZM27 223V222H26ZM113 223V222H111ZM119 223V222H118ZM121 223V222H120ZM234 223V222H233ZM247 223V222H246ZM256 223V222H255ZM8 224V223H7ZM78 224V223H77ZM84 224V223H83ZM193 224V223H192ZM197 224V223H196ZM195 224V225H196ZM201 224V223H200ZM251 224V223H250ZM253 224V223H252ZM120 225V224H119ZM181 225V224H180ZM183 225V224H182ZM181 225V226H182ZM187 225V224H186ZM212 225V224H210ZM216 225V224H215ZM55 226V225H54ZM109 226V225H107ZM180 226V227H181ZM199 226V225H198ZM214 226V225H213ZM219 226V225H218ZM223 226V225H222ZM245 226V225H244ZM259 226H262L263 225H259ZM259 226L255 229H260ZM9 227V226H8ZM56 227V226H55ZM75 227V226H74ZM217 227V226H216ZM177 228V227H176ZM219 228V227H218ZM128 229V228H127ZM179 229V227H178ZM211 229V228H210ZM47 230V229H46ZM141 230V229H140ZM180 230V229H179ZM215 230V229H214ZM247 230V229H246ZM245 230V231H246ZM45 231V229H44ZM115 231V230H114ZM185 231V230H184ZM206 231V230H205ZM244 231V232H245ZM249 231V230H248ZM43 232V231H42ZM123 232V231H122ZM121 232V233H122ZM134 232V231H133ZM175 232V231H174ZM227 232V231H225ZM224 232V233H225ZM263 232H264V228H263ZM95 233V232H94ZM182 233V232H181ZM204 233V232H203ZM253 233H256V231H254ZM100 234V233H99ZM129 234V233H128ZM137 234V233H136ZM142 234V233H141ZM171 234V233H170ZM179 234V233H178ZM186 234V233H185ZM219 234V233H218ZM248 234V233H247ZM260 234V233H259ZM262 234V233H261ZM50 235V233H49ZM98 235V234H97ZM117 235V234H116ZM122 235V234H121ZM214 235V234H213ZM212 235V236H213ZM244 235V234H243ZM258 235V233H257ZM95 236V235H94ZM110 236V235H109ZM137 236V235H136ZM177 236V235H176ZM228 236V235H227ZM253 236H256L255 234H253ZM97 237V236H96ZM105 237V236H104ZM198 237V236H197ZM202 237V236H201ZM46 238V237H45ZM111 238V237H110ZM114 238V237H113ZM112 238V239H113ZM225 238V237H223ZM234 238H235V235H234ZM248 238V237H247ZM259 238V237H258ZM257 236L255 237V239H258ZM264 237L262 236V239ZM43 239V237H42ZM49 239V238H48ZM116 239V238H115ZM119 239V237H118ZM124 239V238H123ZM129 239V238H128ZM132 239V238H131ZM189 239V238H188ZM231 239V238H230ZM233 239V238H232ZM261 239V237H260ZM90 240V239H89ZM96 240V239H95ZM201 240V239H199ZM226 240H227V237H226ZM236 240V239H235ZM264 240V239H263ZM91 241V240H90ZM93 241V240H92ZM122 241V240H121ZM204 241V240H203ZM209 241V240H208ZM213 241V240H212ZM215 241V240H214ZM213 241V242H214ZM223 241V240H222ZM229 241V240H228ZM256 241V240H254ZM84 242V241H83ZM235 242V241H234ZM241 242V241H240ZM243 242V241H242ZM261 242V240H260ZM259 242V243H260ZM128 243V242H126ZM153 243V241H152ZM186 243V242H185ZM221 243V242H220ZM227 243V242H226ZM232 243V242H231ZM258 243V242H257ZM264 243V241H263ZM43 244V243H42ZM52 244V242H51ZM202 244V243H201ZM239 244V243H238ZM242 244V243H240ZM246 244V243H245ZM249 244V243H248ZM255 244V243H254ZM261 244V243H260ZM93 245V244H92ZM106 245V244H105ZM161 245V244H160ZM186 245V244H185ZM193 245V244H192ZM205 245V244H204ZM227 245V244H226ZM264 245V244H263ZM56 246V245H54ZM78 246V245H76ZM103 246V245H101ZM133 246V245H132ZM214 246V245H213ZM247 246V245H246ZM251 246V244H250ZM110 247V246H109ZM175 247V246H174ZM208 247V246H207ZM212 247V246H211ZM219 247V246H218ZM218 247H215L218 248ZM223 247V246H222ZM256 247V246H255ZM39 248V247H38ZM45 248V247H44ZM89 248V247H88ZM112 248V247H111ZM110 248V249H111ZM125 248V247H124ZM133 248V247H132ZM171 248V247H170ZM178 248V247H177ZM214 248V247H213ZM220 248V247H219ZM247 248V247H246ZM261 248V247H260ZM50 249V248H49ZM86 249V247H85ZM109 249V250H110ZM131 249V248H130ZM136 249V248H135ZM158 249V248H157ZM186 249V248H185ZM207 249V248H205ZM232 249H235V248H232ZM232 249L230 248V250L232 251ZM237 249V248H236ZM249 249V248H248ZM84 250V249H83ZM88 250V249H87ZM175 250V249H174ZM198 250V249H197ZM217 250V249H216ZM215 250V251H216ZM223 249L221 248V251ZM225 250V249H224ZM229 250V251H230ZM263 250H264V246H263ZM32 251V250H31ZM76 251V250H75ZM78 251V250H77ZM76 251V252H77ZM105 251V250H104ZM116 251V250H115ZM126 251V250H125ZM130 251V250H129ZM190 251V250H189ZM209 251H210V248H209ZM213 251V250H212ZM215 251H213V253H215ZM235 251V250H233ZM114 252V251H113ZM145 252V251H144ZM160 252V250H159ZM165 252V251H164ZM204 252V251H203ZM225 252V251H223ZM236 252V251H235ZM79 254V252H77ZM136 253V252H135ZM142 253V252H141ZM146 253V252H145ZM150 253V252H149ZM173 253V252H172ZM217 254H219L218 252H216ZM222 253V252H221ZM220 253V254H221ZM240 253V252H239ZM100 254V253H99ZM204 254V253H203ZM215 254V255H217ZM228 254V251L227 253ZM232 254V253H230ZM23 255V254H22ZM59 255V254H58ZM168 255V254H167ZM184 255V254H183ZM194 255V254H193ZM205 255V254H204ZM208 255V254H207ZM214 255V254H213ZM215 255H214V258H215ZM222 255V254H221ZM122 256V255H121ZM191 256V255H190ZM202 256V255H201ZM210 256H211V253H210ZM226 256V255H224ZM229 256V254H228ZM244 256V255H243ZM245 256H246V253H245ZM248 256V255H247ZM262 256V255H261ZM109 257V256H108ZM212 257V256H211ZM209 257V258H211ZM218 257V256H217ZM223 257V256H222ZM237 257V256H236ZM121 258V257H120ZM124 258V257H123ZM149 258V257H148ZM220 258V257H219ZM239 258V257H238ZM113 259V258H112ZM216 259V258H215ZM221 259V258H220ZM231 259V258H229ZM234 259V258H233ZM247 259V258H246ZM213 260V259H212ZM224 260V257L223 259ZM221 260V261H222ZM228 260V259H227ZM232 260V259H231ZM230 260V261H231ZM243 260V259H242ZM197 261V260H196ZM207 261V260H206ZM210 261V260H209ZM264 261V260H263ZM218 262V261H217ZM220 262V261H219ZM218 262V263H219ZM245 262V261H244ZM188 263V262H187ZM186 263V264H187ZM198 263V262H197ZM204 263V262H203ZM236 263V262H235ZM239 263V262H238ZM250 263V262H249ZM224 264V263H223ZM231 264H233L231 262ZM240 264V263H239ZM243 264V263H241Z\"/></svg>","mask_w":264,"mask_h":264}]
</instances>
